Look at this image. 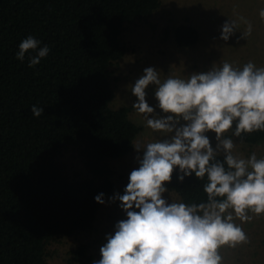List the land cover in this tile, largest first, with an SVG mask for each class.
<instances>
[{"label":"trees","instance_id":"16d2710c","mask_svg":"<svg viewBox=\"0 0 264 264\" xmlns=\"http://www.w3.org/2000/svg\"><path fill=\"white\" fill-rule=\"evenodd\" d=\"M160 6L161 0H0V264H48L52 240L93 228L103 205L95 197L103 193L105 201L116 190L109 161L129 154L143 130L130 107H111L112 68L127 51L126 25ZM28 36L50 48L35 67L32 50L23 62L16 58ZM173 39L191 48L198 32L177 26ZM33 105L43 108L40 117ZM242 143L264 144V132L243 134ZM69 147L84 178H70L58 161ZM179 175L168 190L185 203L206 201V177L193 173L181 182ZM88 252L81 244L67 264H90Z\"/></svg>","mask_w":264,"mask_h":264},{"label":"clouds","instance_id":"9594fccd","mask_svg":"<svg viewBox=\"0 0 264 264\" xmlns=\"http://www.w3.org/2000/svg\"><path fill=\"white\" fill-rule=\"evenodd\" d=\"M259 16L264 20V8ZM240 20L247 25L242 38L250 36L252 24ZM237 27L235 20L226 21L220 39L228 41ZM39 44L28 36L19 44L16 58L23 62L32 50L36 54L28 58L29 67H35L50 52ZM150 84L156 85L158 107L167 115L156 114L148 104ZM131 92L137 98L132 107L143 115L146 127L167 138L134 146L137 153L143 151L136 157L139 167L131 171L124 194L109 198L120 201L127 218L106 236L101 258L93 264H222L221 248L250 242L242 227L252 221L249 213L264 214V157L236 153L232 138L243 142V134L264 132V67L252 61L234 67L225 60L186 79L169 75L163 80L160 72L148 67ZM31 112L40 117L43 108L33 105ZM209 131L215 133V149L206 135ZM230 131L232 135L225 136ZM177 169L181 182L193 173L198 180L207 178L206 201L168 203L163 198L165 184ZM103 195L95 197L97 203L105 202Z\"/></svg>","mask_w":264,"mask_h":264},{"label":"rangeland","instance_id":"374dc122","mask_svg":"<svg viewBox=\"0 0 264 264\" xmlns=\"http://www.w3.org/2000/svg\"><path fill=\"white\" fill-rule=\"evenodd\" d=\"M262 8L264 0H161L158 11L147 20L126 25L122 43L127 51L112 68L114 98L111 107H130L129 117L142 126L143 130L136 138L134 146L137 142L146 144L167 138L146 127L143 115L137 114L132 107L137 98L132 94L131 86L143 75L144 69L153 67L160 72L163 80L169 75L186 79L192 73L207 72L214 64L219 65L225 60L234 67L242 68L249 61L254 62L257 67H264V20L259 16ZM240 17L252 24V34L245 38H242V33L247 25ZM228 20H235L238 27L228 41H223L220 39L222 25ZM181 25L191 26L198 32V42L191 48H178L174 43L173 29ZM155 89L156 85L153 84L146 88V100L154 107L156 114L165 116L167 114L158 107ZM185 123L181 120V124ZM206 135L215 149V133L209 131ZM231 135V131L225 133V136ZM232 138L236 143V153L245 158L253 152L258 158L264 157V144L249 146L235 136ZM137 155L142 156L143 151L137 153L133 148L129 154L109 161L114 171L116 190L106 198L91 230L75 232L68 237L51 241L48 247V264H67L69 253L81 244L89 245L88 255L92 256L93 261L101 258L99 250L107 242L106 236L114 234L117 222L127 218L120 207V201H110L109 198L116 193L124 194L131 171L139 167ZM58 161L65 166L66 174L70 178L80 179L87 175L73 147L64 150ZM175 172H179V169ZM163 198L168 203L181 201L170 190L163 194ZM249 215L253 216L252 221L242 223V227L250 242L236 248H221L222 264H264V214ZM236 222L241 223L239 220Z\"/></svg>","mask_w":264,"mask_h":264}]
</instances>
